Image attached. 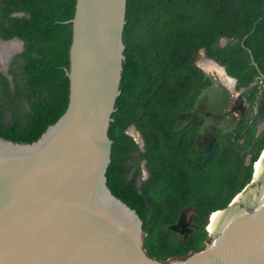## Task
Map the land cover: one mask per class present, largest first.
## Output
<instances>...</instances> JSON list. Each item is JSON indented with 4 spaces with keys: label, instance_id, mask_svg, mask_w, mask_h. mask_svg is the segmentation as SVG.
<instances>
[{
    "label": "trees",
    "instance_id": "16d2710c",
    "mask_svg": "<svg viewBox=\"0 0 264 264\" xmlns=\"http://www.w3.org/2000/svg\"><path fill=\"white\" fill-rule=\"evenodd\" d=\"M76 0H0V38L24 49L10 66L13 86L0 71V137L34 142L69 103V49ZM121 94L109 136L107 184L143 221L145 249L160 260L181 257L208 239L213 213L253 179L264 149V0H128ZM227 39L222 46L221 40ZM204 50L245 88L239 123L212 133L200 150L202 123L180 120L212 85L198 65ZM261 93V94H260ZM134 126L144 149L126 131ZM250 162L247 164V158ZM148 172L144 177L143 162ZM191 214V231L177 227Z\"/></svg>",
    "mask_w": 264,
    "mask_h": 264
},
{
    "label": "water",
    "instance_id": "95a60500",
    "mask_svg": "<svg viewBox=\"0 0 264 264\" xmlns=\"http://www.w3.org/2000/svg\"><path fill=\"white\" fill-rule=\"evenodd\" d=\"M127 1L76 0L66 21L72 39L65 113L34 142L0 137V264H264V149L252 181L210 217L208 239L185 256H150L141 217L109 188ZM14 40L23 51L18 38L0 44ZM202 61L223 68L235 88L224 66ZM252 64L264 79L253 57ZM132 129L126 132L133 136Z\"/></svg>",
    "mask_w": 264,
    "mask_h": 264
},
{
    "label": "rangeland",
    "instance_id": "374dc122",
    "mask_svg": "<svg viewBox=\"0 0 264 264\" xmlns=\"http://www.w3.org/2000/svg\"><path fill=\"white\" fill-rule=\"evenodd\" d=\"M203 58L204 56H200L198 61L201 62ZM208 75L212 78V85L205 90L194 111L183 116L180 120L181 127L188 123H202L198 139L200 150L209 148L212 141V133L215 130L239 123V120H241L240 113H243V116L246 112H249L250 116L255 114V109L248 106L244 97L246 90L237 92L233 86H227L226 83L220 80L216 73ZM132 134L140 144L143 142L137 130L132 129ZM143 173L144 177H146L144 169ZM191 227V214H184L177 228L191 229Z\"/></svg>",
    "mask_w": 264,
    "mask_h": 264
},
{
    "label": "bare ground",
    "instance_id": "6f19581e",
    "mask_svg": "<svg viewBox=\"0 0 264 264\" xmlns=\"http://www.w3.org/2000/svg\"><path fill=\"white\" fill-rule=\"evenodd\" d=\"M19 49H21V42L17 40L5 44H0V60L5 62L15 50L17 51ZM201 66L206 70L207 74L216 73L220 80H222L229 86H233V80L225 75L223 68L213 64L210 61H202ZM211 216L212 220H214L216 213H213Z\"/></svg>",
    "mask_w": 264,
    "mask_h": 264
},
{
    "label": "flooded vegetation",
    "instance_id": "af4514ba",
    "mask_svg": "<svg viewBox=\"0 0 264 264\" xmlns=\"http://www.w3.org/2000/svg\"><path fill=\"white\" fill-rule=\"evenodd\" d=\"M227 43V42H226ZM225 43V44H226ZM225 44H222L221 43V45L222 46H224ZM21 47H22V45H21ZM22 51H21V49H19V50H15L8 58H7V60L5 61V62H0V71L2 72V73H4L7 77H8V79H9V81L11 82V86H13V77H12V75L9 73V70H10V66H11V64H12V62L14 61V59H15V57H16V55L17 54H19V53H21ZM250 53V52H249ZM250 55H252V53L250 54ZM200 56H203V54H202V52H200V54H199V56H198V59H199V57ZM204 56H206V55H204ZM252 57H253V55L251 56V60H252ZM198 59H197V62H198ZM253 59H254V57H253ZM225 67V66H224ZM225 69H226V67H225ZM227 71V70H226ZM260 75V74H259ZM264 75V74H263ZM261 77V76H260ZM262 78V77H261ZM262 80L264 81V79L262 78ZM237 84H238V82H237ZM263 88H264V85L262 86ZM235 89L237 90V92H242V91H245L246 89L245 88H239V89H237V85L235 86ZM261 94V93H260ZM248 104V103H247ZM249 106V105H248ZM247 106V107H248ZM255 109V112L257 111V108H254ZM241 115H240V119H242L244 116H243V113H240ZM239 122H240V120H239ZM264 131V120L262 121V122H260L259 124H258V127H257V135H259V134H261L262 132ZM139 144V143H138ZM182 233H185V234H187V233H189V231L191 230V229H186V228H181V229H179Z\"/></svg>",
    "mask_w": 264,
    "mask_h": 264
}]
</instances>
